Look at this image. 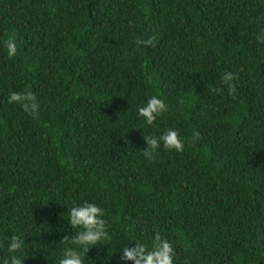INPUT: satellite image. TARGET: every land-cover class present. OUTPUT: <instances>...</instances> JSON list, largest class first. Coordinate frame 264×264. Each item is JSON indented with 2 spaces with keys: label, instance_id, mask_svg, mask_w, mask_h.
Instances as JSON below:
<instances>
[{
  "label": "trees",
  "instance_id": "1",
  "mask_svg": "<svg viewBox=\"0 0 264 264\" xmlns=\"http://www.w3.org/2000/svg\"><path fill=\"white\" fill-rule=\"evenodd\" d=\"M262 30L264 0H0V261L17 234L24 264H59L88 201L112 239L85 264H124L157 232L174 264H264ZM25 91L35 119L8 103ZM153 95L168 110L149 126ZM169 128L199 138L146 160L143 135Z\"/></svg>",
  "mask_w": 264,
  "mask_h": 264
},
{
  "label": "clouds",
  "instance_id": "2",
  "mask_svg": "<svg viewBox=\"0 0 264 264\" xmlns=\"http://www.w3.org/2000/svg\"><path fill=\"white\" fill-rule=\"evenodd\" d=\"M155 36L148 39H137V47L153 46ZM260 43H264V30L257 36ZM4 48L9 58L17 55V43L14 36H9L4 41ZM222 83L227 86L230 94L236 92L234 81L239 77L233 72H225ZM216 93L223 91L221 88L214 90ZM9 104H19L23 111L37 118L39 104L36 96L31 91L12 92L8 96ZM168 110L166 102L156 95L147 99L146 103L139 107L137 118H142L144 122L151 126ZM199 138V133L194 132L188 141L174 128H169L159 135L144 136L147 147L143 148V156L146 160L152 161L157 158L161 149L182 152L186 143L194 142ZM68 224L72 228L79 229L72 237V246L62 250L59 264H85V256L91 250L109 242L112 237L109 232L108 222L103 218L104 209L95 202L84 201L81 204L72 206L69 213ZM9 255L0 264H24L27 256V247L22 235L13 234L8 243ZM120 261L124 264H174L176 256L172 243L161 233L154 234L150 243L135 242L134 246H123L119 250Z\"/></svg>",
  "mask_w": 264,
  "mask_h": 264
}]
</instances>
